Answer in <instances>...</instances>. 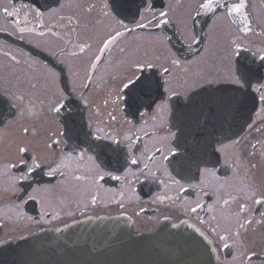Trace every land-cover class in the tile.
<instances>
[{"label":"flooded vegetation","instance_id":"1","mask_svg":"<svg viewBox=\"0 0 264 264\" xmlns=\"http://www.w3.org/2000/svg\"><path fill=\"white\" fill-rule=\"evenodd\" d=\"M203 2L152 0L153 8L146 13L143 0H0V241L105 216H124L144 233L156 231L163 222L187 221L212 237L221 264H264V223H257L264 206L255 205L251 198L244 201L250 209L245 215L253 223L239 229V238L227 240L234 247L225 249L218 239V234L238 230L236 213L250 190L247 186L264 188V103L252 90L258 82L253 80L251 88L241 90L246 97L210 92L206 103L196 106L186 99L204 88L234 87L223 82L207 85L202 77L223 81L236 60L260 64L264 5L262 0H244L243 15L233 18L221 8L201 10L198 15ZM5 8L15 15H6ZM36 10L43 15L37 16ZM160 11H169L172 22L131 33L117 23L123 21L133 29L136 23L148 24ZM245 16L252 32H244ZM116 31L122 35L111 41ZM193 36L198 43H192ZM106 40L111 42L102 52ZM233 40L243 50L230 63ZM121 49L126 52L122 54ZM173 58L182 67H172ZM144 59L154 64L143 73L150 78V94L137 92L138 110L125 102L117 107L111 100L120 80L132 74L135 61ZM163 67H170L171 74L161 75ZM260 75L264 76V69ZM165 87L179 96L169 100L171 92L165 93ZM21 93L25 105H34L36 116H19L15 95ZM252 97L257 98L255 102ZM164 101L168 106L158 109ZM53 106L60 111H51ZM23 127L29 128L28 135ZM191 128L195 136L189 141L185 133ZM233 130L237 133L226 137ZM105 134L119 140V145L94 140ZM96 143L110 145L96 160L99 169L88 160L94 152L80 157L81 149ZM22 144L30 148L24 155L29 163L32 155L42 163L27 180L20 179L24 169L17 146ZM188 146H194L196 155L190 156ZM159 148L164 152H157ZM169 148L175 154L163 161ZM133 157L139 158L138 164L131 163ZM188 158L193 159L190 165L185 164ZM174 163L184 174L175 173ZM57 165L59 171L47 175ZM97 172L105 178L100 180ZM109 172L121 179L111 178ZM77 176L85 179L77 180ZM93 195L98 197L95 203ZM225 200L230 203L226 205Z\"/></svg>","mask_w":264,"mask_h":264},{"label":"water","instance_id":"2","mask_svg":"<svg viewBox=\"0 0 264 264\" xmlns=\"http://www.w3.org/2000/svg\"><path fill=\"white\" fill-rule=\"evenodd\" d=\"M252 112L251 108L246 118ZM236 133L230 131L226 137ZM185 135L192 141L195 132L191 128ZM187 151L190 156L197 153L194 146ZM188 160L185 164L190 165L193 159ZM173 170L184 174L175 163ZM120 221L110 228H106L110 223L104 224L105 229L103 223H93L92 228L52 230L0 243V264H220L211 237L195 225L165 223L154 234L145 235L126 220Z\"/></svg>","mask_w":264,"mask_h":264},{"label":"snow or ice","instance_id":"3","mask_svg":"<svg viewBox=\"0 0 264 264\" xmlns=\"http://www.w3.org/2000/svg\"><path fill=\"white\" fill-rule=\"evenodd\" d=\"M143 5L145 8V12L148 13L152 10L153 8V3L152 0H143ZM61 9L64 7L63 4L60 5ZM92 7H95V5H93ZM105 9L108 7L107 4H105L103 6ZM218 8L224 9L226 15L228 16H232L233 18H235V16L237 15H243V9L245 8V3L244 0H239V2L236 3H229L228 0H204L203 3H201L200 5H198V9H197V14H200L201 10H206L209 12H215ZM91 10V9H89ZM171 10V9H170ZM169 10V11H170ZM54 12L56 11L55 9L53 10ZM169 11H160L158 16L157 15H153L152 19L148 22V24H144V23H136L135 28L133 29H129L127 27L126 24L123 23V21H117V23L124 28V30L126 32H134L136 29H140V28H146L149 25H151L152 27L155 28H159L161 25H167L169 23H171L172 21L168 18L169 17ZM4 12L6 13V15L8 16H13L15 15L14 12H9L8 9H4ZM36 15L37 16H42L43 14L41 12H39V10H36ZM104 15H108L107 12L104 13ZM247 20L248 17L245 16L244 17V22H245V27H244V32L248 33V32H252L253 29L247 24ZM68 22L71 23L72 22V18L69 17L68 18ZM21 31H24V29H21ZM42 34V33H41ZM122 35V33L120 31H116L115 36L111 37V41H114L117 37H120ZM109 40H106L104 42V47L101 49V51L103 52L104 50H106L108 48L109 43L111 42ZM192 43L196 44L198 43V41L196 40L195 36L192 37ZM232 44L234 45V47L232 48V51L228 57L229 62L231 63L232 61V57H239L240 56V52L243 50L240 46V42L238 40H233ZM189 47H191V45H189ZM85 50L84 46H80V51L83 52ZM126 52L125 49H121V53L124 54ZM12 60H16L15 57H11ZM97 60L100 59V57H96ZM260 64L258 66H255V61L250 62L248 65H245L244 63H242L240 60H236L234 64H232V66L229 69L228 75L225 76L223 78V81L220 78H208L207 76L202 77L204 80V83L207 85H212V84H220L221 82H223L224 84H228V85H233L234 87L231 88H219V89H208V88H204L203 92H194L191 96L187 97V101L189 104H192L194 106L196 105H203L206 103L205 101V97L208 96L210 94V92H235L240 94L241 96H247L246 92H242L241 90L245 89V88H251L252 86V81L256 80L257 86L252 89L254 92L259 93V101L261 103H264V83H259V80L264 79V76L260 75V69H264V55H260L258 57ZM17 63H19V61H16ZM171 65L172 67L175 68H180L182 67L181 65V61L177 58H173L171 60ZM133 71L132 74L130 76H126L123 79L120 80L119 86H118V91L115 95V98L113 100H111V103L115 104L117 107H119V104L121 102H125L128 103L130 108H135L136 110L139 109V105L137 103L138 100V96H137V92H139V94L142 95H148L151 92V85H150V78L143 76V73L146 69H152L154 67V64L152 63L151 60L148 59H144L143 61L137 60L135 61V63H133L131 65ZM136 73H140V75H137ZM171 74V68L170 67H163L162 73L161 75L167 76ZM211 74L209 73V76ZM134 77V78H133ZM168 81H165V84H167ZM31 87L35 88L36 85L32 84ZM85 87H87V85H85ZM155 87L157 89H159L161 87V85L159 83H156ZM164 92L168 93L171 92V95L168 97V99L170 100L172 97H176L179 96V93H177L176 91L172 90L170 87H165L164 88ZM127 98V99H126ZM24 95L21 93L19 95H15V100L17 101V107L20 109L19 111V116L21 118H31L36 116L34 109V105H25L24 104ZM257 98L256 97H252L253 102H255ZM85 104H88L87 99H85ZM109 101L105 100V104H108ZM167 105V101L162 102L160 105H158V109H164L166 108ZM51 111L54 112H59L60 111V107L59 106H53ZM135 114V113H133ZM113 119H115V117H113ZM130 123V121H129ZM249 127H251V125H249ZM82 130V129H81ZM98 131H100V129H97ZM23 132L25 135L29 134V128L28 127H23ZM33 135L35 134L34 132L32 133ZM88 134L85 133V136H87ZM173 136L175 135L174 133L172 134ZM125 139H130V137H125ZM95 141H102V140H111V142L113 144H117L119 145L120 141L116 140L113 136L109 135V134H105L104 136H100L97 135L94 137ZM53 143L58 144L60 143V141H53ZM234 144H238L239 141H234ZM47 147L50 149L52 148V144H48ZM110 147V145L108 144H103V143H96L94 145L89 144L87 148H83L80 150V157L83 158L87 153L89 152H94L95 155H88V160L91 161L93 164H96V160L100 157L105 155V151L106 149H108ZM252 147L255 149L257 147V145H252ZM129 148H131V145L129 146ZM222 148H217L216 151H222ZM113 151H115L113 149ZM157 152L163 153L164 149L163 148H159L156 150ZM17 152L20 155V160L19 163L20 165L23 166L24 172L23 175L20 177L21 180H27L29 179L30 175L37 169H41L42 168V163H41V158L37 155H32L30 156V163L27 159L24 158V155L30 152V148L28 145H18L17 146ZM175 153L173 152V150L171 148L168 149V155H164L163 156V161H167L169 159L170 155H174ZM151 159H155V157H150ZM131 163L132 164H138L139 163V158L133 157L131 159ZM11 167H16V164L11 165ZM59 165H57L56 167H51L50 170L48 171L47 175L52 176L54 175L56 172L59 171ZM99 164H96V168L99 169ZM147 165H145V169H147ZM252 168L256 167V164H252L251 165ZM108 176L111 177V173H106ZM133 175H135V173H132ZM128 173H125V176H127ZM97 176L100 180H103L105 178L104 174H100L99 172H97ZM113 179L119 180L121 179V177L119 176H115V177H111ZM77 180H82L85 179V177H81V176H77L76 177ZM95 182V178H93V183ZM175 183H179V181H175ZM250 190L246 191L244 196L241 198V202L239 203V208L238 211L236 213L237 215V219H238V230L235 233H231V234H227V235H219L218 234V239L223 243V247L225 249L234 247V245H230L227 243V240L232 239L233 236H235L236 238L240 237V231L239 229H247L248 226H250L253 221L248 219L247 216L245 215L246 213H248L250 211L249 209V205L244 202L247 199L251 198L253 203L255 205H261L264 206V188L257 190L252 188L251 185L247 186ZM259 198H256V197ZM30 199H32L33 197H29ZM91 200L93 203H95L98 200V197L96 195H93L91 197ZM224 203L227 205L230 203V201L225 200ZM199 207V205H197ZM192 212L196 211V208H192L191 209ZM260 216L262 217V219L260 221H257V223H264V212L260 213ZM173 227H175V225H173ZM249 261H251V257H249Z\"/></svg>","mask_w":264,"mask_h":264}]
</instances>
